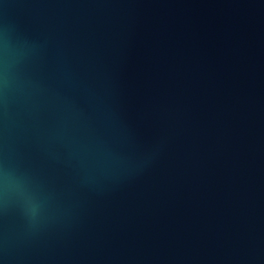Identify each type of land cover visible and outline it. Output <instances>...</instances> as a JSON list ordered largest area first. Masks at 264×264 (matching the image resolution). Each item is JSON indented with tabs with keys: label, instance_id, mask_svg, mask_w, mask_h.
Here are the masks:
<instances>
[{
	"label": "water",
	"instance_id": "1",
	"mask_svg": "<svg viewBox=\"0 0 264 264\" xmlns=\"http://www.w3.org/2000/svg\"><path fill=\"white\" fill-rule=\"evenodd\" d=\"M0 264H264V0H0Z\"/></svg>",
	"mask_w": 264,
	"mask_h": 264
}]
</instances>
